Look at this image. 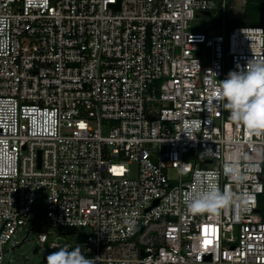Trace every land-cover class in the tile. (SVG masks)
I'll return each mask as SVG.
<instances>
[{"label":"built area","instance_id":"2783aa9c","mask_svg":"<svg viewBox=\"0 0 264 264\" xmlns=\"http://www.w3.org/2000/svg\"><path fill=\"white\" fill-rule=\"evenodd\" d=\"M231 1L0 0V264L40 198L51 227L87 228L68 249L93 264H264V133L216 99L264 60V0L256 23ZM208 181L235 203L193 214Z\"/></svg>","mask_w":264,"mask_h":264},{"label":"clouds","instance_id":"9594fccd","mask_svg":"<svg viewBox=\"0 0 264 264\" xmlns=\"http://www.w3.org/2000/svg\"><path fill=\"white\" fill-rule=\"evenodd\" d=\"M237 68L240 70L230 71L226 79L219 81L216 99L223 102L231 122L243 126L251 135L260 136L264 133V60L253 59L246 68H241L240 65ZM197 124V121L187 123L184 133L192 138L190 133L194 134L198 130ZM2 160L3 156H0V161ZM225 167L226 170H233L232 175L237 183L244 179L235 175V162L226 164ZM185 203L193 214L206 212L215 215L229 203H235V200L228 192H222L214 181H208L189 193L185 197ZM126 223L131 225V221ZM57 249L58 251L46 257L47 264H93L79 247L71 250L66 246Z\"/></svg>","mask_w":264,"mask_h":264},{"label":"rangeland","instance_id":"374dc122","mask_svg":"<svg viewBox=\"0 0 264 264\" xmlns=\"http://www.w3.org/2000/svg\"><path fill=\"white\" fill-rule=\"evenodd\" d=\"M245 9L244 0L231 1V6H228L225 12L227 21H235V18L243 16ZM209 20L212 24L211 27H208L209 31L210 28L213 31L221 30L218 24L220 18L215 14L211 16V19L198 17L194 23L198 25L197 29L203 30L204 27L208 26ZM38 230L47 233L46 241L41 243L38 240ZM86 232V227H61L58 229L48 225L44 216V202L40 198L29 212L24 224L15 232L1 264H38L49 251L65 246L68 248L72 244H77ZM52 242L57 243V245L51 247Z\"/></svg>","mask_w":264,"mask_h":264},{"label":"trees","instance_id":"16d2710c","mask_svg":"<svg viewBox=\"0 0 264 264\" xmlns=\"http://www.w3.org/2000/svg\"><path fill=\"white\" fill-rule=\"evenodd\" d=\"M261 8L259 2L256 0H247L246 9L243 16L237 22L240 23H256L260 21Z\"/></svg>","mask_w":264,"mask_h":264},{"label":"water","instance_id":"95a60500","mask_svg":"<svg viewBox=\"0 0 264 264\" xmlns=\"http://www.w3.org/2000/svg\"><path fill=\"white\" fill-rule=\"evenodd\" d=\"M115 6L117 7V6H118V3H116ZM204 13H205L206 15L209 14L208 11H204ZM231 28H232V23H228V24H227V31H229ZM208 161H210V160H208Z\"/></svg>","mask_w":264,"mask_h":264},{"label":"snow or ice","instance_id":"6c2138e0","mask_svg":"<svg viewBox=\"0 0 264 264\" xmlns=\"http://www.w3.org/2000/svg\"><path fill=\"white\" fill-rule=\"evenodd\" d=\"M80 127H84V125L81 124ZM206 231H207V229H205V232H206ZM208 243H210V241H207V240H206V241H205V246H207Z\"/></svg>","mask_w":264,"mask_h":264}]
</instances>
